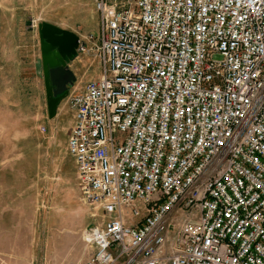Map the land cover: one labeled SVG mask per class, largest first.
I'll return each mask as SVG.
<instances>
[{
	"label": "built area",
	"instance_id": "2783aa9c",
	"mask_svg": "<svg viewBox=\"0 0 264 264\" xmlns=\"http://www.w3.org/2000/svg\"><path fill=\"white\" fill-rule=\"evenodd\" d=\"M68 97L83 264H264V0H93Z\"/></svg>",
	"mask_w": 264,
	"mask_h": 264
},
{
	"label": "rangeland",
	"instance_id": "374dc122",
	"mask_svg": "<svg viewBox=\"0 0 264 264\" xmlns=\"http://www.w3.org/2000/svg\"><path fill=\"white\" fill-rule=\"evenodd\" d=\"M119 1V0H118ZM31 24L28 25L27 23ZM75 34L74 84L48 118L38 25ZM93 0H0V264H83V230L106 220L80 196L68 97L99 75Z\"/></svg>",
	"mask_w": 264,
	"mask_h": 264
},
{
	"label": "water",
	"instance_id": "95a60500",
	"mask_svg": "<svg viewBox=\"0 0 264 264\" xmlns=\"http://www.w3.org/2000/svg\"><path fill=\"white\" fill-rule=\"evenodd\" d=\"M38 33L47 113L48 118L52 119L63 99V96L56 97L61 93L62 85L65 86L67 83L71 85L75 81L68 63L76 56L80 41L72 32L49 23L39 24Z\"/></svg>",
	"mask_w": 264,
	"mask_h": 264
},
{
	"label": "flooded vegetation",
	"instance_id": "af4514ba",
	"mask_svg": "<svg viewBox=\"0 0 264 264\" xmlns=\"http://www.w3.org/2000/svg\"><path fill=\"white\" fill-rule=\"evenodd\" d=\"M42 79H43V83H44L43 69H42ZM74 82H75V81H73V83H72L71 85H69L68 83H67L65 86L62 85V91H61V93L58 94L56 97L63 96V99H62V100H64L65 97H66L67 94H68V90H69V88L74 84ZM44 87H45V85H44ZM52 89H54V87H52Z\"/></svg>",
	"mask_w": 264,
	"mask_h": 264
},
{
	"label": "crops",
	"instance_id": "0c3cea01",
	"mask_svg": "<svg viewBox=\"0 0 264 264\" xmlns=\"http://www.w3.org/2000/svg\"><path fill=\"white\" fill-rule=\"evenodd\" d=\"M74 58H75V57H74ZM74 58H73V59H74ZM71 61H72V60H71Z\"/></svg>",
	"mask_w": 264,
	"mask_h": 264
}]
</instances>
